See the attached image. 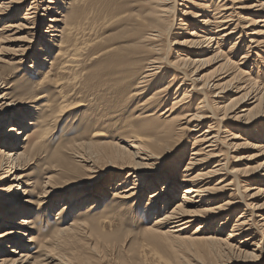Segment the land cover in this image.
<instances>
[{
	"label": "bare ground",
	"instance_id": "6f19581e",
	"mask_svg": "<svg viewBox=\"0 0 264 264\" xmlns=\"http://www.w3.org/2000/svg\"><path fill=\"white\" fill-rule=\"evenodd\" d=\"M24 1L31 0L0 3V45L6 44L5 48L0 46V264L101 261L100 255L92 251L97 247L104 252L101 238L97 236L95 244L89 245L90 251L85 252L90 253L89 257H83L78 250L83 242L76 234L86 235L82 229L91 218L86 216L94 215L106 195L104 187L97 186L113 172H121L108 185H115L108 194L113 202L136 210L144 203V211L154 217V222L143 230L144 235L191 240L188 242L197 247L200 255L215 260L241 256L242 263L260 264L264 260V231L260 225L264 219L257 213L262 211L264 217V205L257 206L255 202L264 190L244 187L234 177L236 172L230 170L229 159L223 158V149L229 153L234 147L227 144L228 137L241 139L231 134L238 125L242 134L257 140L249 146L262 150L253 160L260 162L254 177L264 187V127L261 134L257 132L258 125L264 123V109L250 114L263 105L257 96L264 95V86L258 81L260 73H264V0H193L188 1L193 10L188 14L178 9L182 6L178 0H32L19 17ZM235 1L242 5L237 7ZM171 14L174 18L169 20ZM178 15L193 21L190 32L186 31L188 24L178 23ZM184 27V34L175 37L187 38L172 44L174 31ZM86 37L89 38L85 40ZM73 53L92 55L99 64L95 71L82 73V87L65 88V99L72 96L69 94L74 89L80 102L70 108L61 107L60 116H54V102L43 89L49 83L60 84L66 78L64 71L77 68ZM240 53L243 56L234 63ZM36 59L38 88L19 82L10 84L13 65L32 69L27 64ZM211 67H215L216 76L209 78L205 72ZM252 70H257V77L251 78ZM167 71H171L169 79ZM89 77L94 82L88 81ZM89 82L102 88L100 104L117 106L121 115L115 128L121 133L119 141L127 147L107 141L108 134L103 129L96 130L89 143L61 145L53 155L49 169L53 173L45 178L42 192L36 193V199L21 200L20 192L25 197L32 196L21 190L23 186H36L27 180L32 177L28 172L53 133L52 119L63 116L67 108L70 111L91 103L95 94ZM156 85L162 86L156 90ZM150 90L141 105L143 116L138 122L130 114V101ZM237 95L241 96L234 98ZM47 97L48 105L43 106ZM248 105L254 107L247 109ZM240 109L243 115H236ZM42 110L48 114L43 115ZM187 132L198 134L191 144L192 157L186 160L190 142L183 137ZM99 162L106 163L107 168L101 169ZM184 162L180 180L174 171ZM44 171H48V164ZM164 177L167 181L162 190H153L165 181ZM230 177L234 179L229 181ZM253 190L256 193L250 195ZM178 191L180 201H176ZM225 192H230L228 200L217 205ZM60 201L65 204L55 214L56 234L48 240L39 233L43 227L39 225L49 219ZM41 208L50 213L38 210ZM236 215L228 237H218L224 232L222 227ZM224 216L227 222L214 228ZM210 231L216 234L208 235ZM244 235L241 242L232 243ZM4 250L11 255H5Z\"/></svg>",
	"mask_w": 264,
	"mask_h": 264
},
{
	"label": "rangeland",
	"instance_id": "374dc122",
	"mask_svg": "<svg viewBox=\"0 0 264 264\" xmlns=\"http://www.w3.org/2000/svg\"><path fill=\"white\" fill-rule=\"evenodd\" d=\"M18 1V0H16ZM32 1V0H31ZM30 1V2H31ZM187 1V2H185ZM188 1L192 3L193 0H178V3L182 6H179L178 9L181 10L184 14L189 13L192 10L191 5L188 4ZM3 2V1H2ZM0 0V3H2ZM30 2L24 1V9L23 11L19 14V17L22 16L26 10L30 7ZM241 1H235V4L237 7L241 6L242 4L240 3ZM181 12V13H182ZM48 17V16H47ZM180 21L178 22L179 24L186 23L189 26V30H186V27L181 28L179 30L174 31V36H171L172 44H179L181 41L184 40V38L187 37H175L177 34H184L183 30L185 31H191L193 27H191L193 24V21H188L185 17L182 15L179 16ZM174 18V14L170 15L169 20H172ZM19 19H16V22H18ZM183 21V22H182ZM263 24H261L262 26ZM2 27L4 25H1ZM45 30V29H44ZM42 30V31H44ZM183 36V35H181ZM187 36V35H185ZM89 37L84 38L87 40ZM96 36L93 37L95 39ZM150 44V43H146ZM1 47L6 46V44L1 43ZM174 50L177 47H172ZM177 51V50H175ZM171 52L170 50L167 51L166 53ZM75 54V59L77 58V68H74L71 71H64L65 73V79L63 82H61L58 85L51 84L49 83L48 86H46L43 91H47V94L50 95L52 101L54 102V109L53 112L54 116H60V108L63 106H73L74 104H78L80 102L81 98H78V92H75L74 89L73 91L69 94L72 96L69 97L68 99H65V96H67V92L65 88L68 85H73V86H80L82 87L85 84V78L82 76V73L88 72L91 73L95 71L98 67L99 61L98 58L93 59L92 55H88L86 53H73ZM243 56L242 53L238 55V58L233 59L234 63H237L240 59V57ZM3 59V56H1ZM264 58V56L262 55ZM236 61V62H235ZM12 64H15L13 62ZM28 66H33L32 69H27L26 66H19V65H13L11 69H15V71L12 70V75L13 78L10 81V84H14L16 82L22 83L25 86H28L30 88H38L39 87V77L40 75L37 73L39 70V62L38 60H34L31 63L27 64ZM261 69H263L262 66H260ZM215 67H211L208 69L205 74L208 75L209 78H212L216 76V74L213 73V70ZM234 69V68H233ZM231 70V69H229ZM169 72L168 75H166V79H169V76L171 75V71ZM55 73V72H54ZM257 70H252L251 72V78L257 77ZM50 78H53V75H50ZM88 81L94 82V79L92 77L88 78ZM260 84L264 86V73H260V77L258 79ZM92 82H89L91 84ZM166 81L162 83L164 85ZM93 84V83H92ZM91 84V85H92ZM259 84V83H258ZM257 84L256 87L259 85ZM89 87L90 90H92V93L95 94L93 101L86 102L84 106L79 107L77 109H71L70 111L69 108H67L64 111V115L61 116L60 118H53L52 123L50 124V129L53 132L49 137H48V143L44 145V152L40 154L39 158L35 161L36 164L32 166L31 170L28 172L30 176H32L30 179L27 178V180L33 181L36 183L35 188H27L23 186L21 188L22 191L30 192L32 196H27L25 197L22 195L23 192H20L21 200L23 199H36L35 195L38 192H42L43 186L42 184L46 182L47 179L50 176H52L50 172V165L51 161L53 159V155L56 153L57 148L59 146H70L72 144H78V143H89L91 142V137L95 133L96 130H105L108 134L106 137L107 141H111L114 143H118L120 147L126 148L125 144H122L119 140L121 139V133L118 132V130L115 128L116 125L119 123V118H120V112L118 111V108L115 104H100V98L103 96V93H99L100 85H92ZM162 85H156V90L157 88H161ZM260 85V86H262ZM94 86V87H93ZM155 90V89H154ZM151 91H147L144 95H141L139 98H134L131 99L130 101V114L131 116L135 117L136 121L140 122L142 120V114L141 112V105L143 101L149 97L151 94ZM40 94L39 96H41ZM242 95V94H241ZM241 95H237L234 98H238ZM253 96V95H252ZM255 96V95H254ZM12 100L14 99L13 96H11ZM253 98V97H252ZM250 98V100L252 99ZM259 98L260 102L263 101V105L261 107L254 108L251 111V116L263 111L264 109V95L260 94L257 96ZM10 101H6V103H9ZM254 102V101H251ZM43 106L44 104L48 105V97L45 100V102L41 103ZM251 104V103H248ZM42 106V108H43ZM247 109H252L254 105H248ZM136 108V111L133 112V110ZM246 109V108H245ZM166 110V108H165ZM243 109H240L237 111L235 114L236 115H243L241 113ZM41 113L43 115L48 114L47 110H42ZM232 114L231 116L235 115ZM240 115V116H241ZM230 116V117H231ZM249 114L248 117L249 118ZM246 118V119H247ZM244 121L245 119H241ZM108 121L109 123H106ZM202 127L201 132L207 129V125ZM140 126V125H139ZM262 126L264 127V123H260L257 128V132L261 134V128ZM240 125H238L236 128L231 130V134L234 136H240L241 139L238 140H231V137H228L227 139L230 140L228 141L227 144L229 145H234L232 151L229 153L227 152V149H223L225 155V159H229L228 166L230 170L236 172L234 177L237 178L240 182H242V185L244 187H251L253 189H261L264 190L263 185H260L259 183L256 182V179L254 177L255 174H257L259 170V165L260 162L258 160H253V157L256 156L257 154L261 153V149H256V148H250V144L256 143V141H253V139H249V137L245 134H242V130L239 128ZM8 129V128H7ZM17 129V128H16ZM241 131H240V130ZM113 130V131H111ZM130 132V130H129ZM258 133V135H260ZM186 134V133H185ZM198 133H193L189 134L187 132V136L183 137V139H187V142H190L189 150L187 152V157L185 158L186 160L190 156L192 152H190V149L193 145V138L196 136ZM224 139V138H222ZM258 143V142H257ZM264 146V144H262ZM88 152L90 150H87ZM91 152V151H90ZM48 164V171H44V169L47 167ZM171 164H176V163H171ZM169 164V166H172ZM216 164L214 163L212 165L215 166ZM98 166L101 169L107 168L106 163L99 162ZM177 166V165H176ZM185 168V162L182 163V165H178L176 171H174L176 174L175 177L177 179L182 180V175H183V170ZM212 169L211 167L207 170ZM128 171L122 173L126 174ZM88 172H85V175H88ZM119 174L121 175V172H113L110 174V176H107L103 181L97 186L98 188H103L104 187V193L106 194L104 197V200L102 203L99 205V207L96 209L94 215L92 216H86L91 217L90 219L86 220L88 223L82 230L86 233V235H81V234H76L79 239V241H82L83 244L78 248L79 253L82 254L83 257H89L90 253L85 254V252L90 251V246L94 245L96 242L97 236L98 238H101V249L104 252L96 253L97 255H100L99 258H101V261L98 260L96 261V264H245L242 263L243 257L241 256H232V257H221L215 260L212 257H206L200 255V252L197 250L196 246H192L190 242L191 240L188 239H182V238H176L170 235H165L163 237H152L150 235H144L143 230L145 229L146 226L151 225L154 222V217H149L148 214L144 211L145 204L143 203L142 206H140V210L132 209L130 205L127 206H121V205H116L111 196L108 195L110 190L115 188V185L109 187V183L112 181V183L117 180ZM80 177V176H79ZM234 177H230L229 181H232ZM163 183H158L156 189L154 188L153 190H162V186L166 183L167 178L164 177ZM220 180V179H219ZM218 180V181H219ZM228 181V182H229ZM86 184L91 183L90 181H85ZM117 184V183H116ZM160 188V189H159ZM152 190V191H153ZM256 193V190H253L250 195ZM177 199L176 201H180L182 198V195L180 191L177 192ZM230 192H225L220 196V199L218 200L217 205H220L223 203V201L228 200ZM15 197V193L13 194ZM73 195V194H72ZM1 196V195H0ZM34 196V197H33ZM10 198V197H9ZM148 195L145 197V201H147ZM258 201L255 202L257 206H263L264 205V194L263 196L259 197L257 199ZM99 200H97L98 202ZM144 201V202H145ZM175 201V202H176ZM174 202V203H175ZM92 202H89V205ZM65 204V202L59 203L57 207H54L52 209V213L49 216V219L45 221L42 225H39L41 230H39V233L46 239L52 240L54 235L56 234V228H55V214L59 210V206H62ZM38 207H32V209H37ZM86 208V207H84ZM41 212H45L47 210L44 209H38ZM50 210V209H49ZM79 210H85V209H79ZM77 213L79 212L76 210ZM48 214L50 211H47ZM262 212V211H261ZM260 212V213H261ZM259 212L257 215L259 218L264 219V217H261V214ZM237 216H234V218L228 223L222 227L221 223L222 222H227L226 216H224L223 220L218 221L214 228L222 227L224 229V232L221 233L218 237L222 239H226L231 233L234 224L236 223L235 220L237 219ZM25 218V217H23ZM74 217H70V222H73ZM85 220V219H84ZM257 221V220H256ZM259 221V220H258ZM69 222V223H70ZM260 225H262L261 232L264 231V222H261ZM198 225L195 227H192L191 229L188 230V235H191L197 228ZM168 230V229H166ZM2 232V231H0ZM216 234L215 231H210L208 235H214ZM75 236V235H74ZM73 236V237H74ZM263 236V235H262ZM245 235L238 238L236 241H232L234 244H238L244 239ZM21 238V237H20ZM258 239H261L259 237ZM19 240V237L14 239V241ZM52 244V243H50ZM13 247V244L11 248ZM15 247V246H14ZM10 249H8L9 251ZM1 251L3 252V248H1ZM7 250H4L5 255H11L9 253H5ZM2 254V255H4ZM260 264H264V260L260 261Z\"/></svg>",
	"mask_w": 264,
	"mask_h": 264
},
{
	"label": "snow or ice",
	"instance_id": "6c2138e0",
	"mask_svg": "<svg viewBox=\"0 0 264 264\" xmlns=\"http://www.w3.org/2000/svg\"><path fill=\"white\" fill-rule=\"evenodd\" d=\"M92 251H93V252H96V253H99V248H97V247H93V248H92Z\"/></svg>",
	"mask_w": 264,
	"mask_h": 264
}]
</instances>
